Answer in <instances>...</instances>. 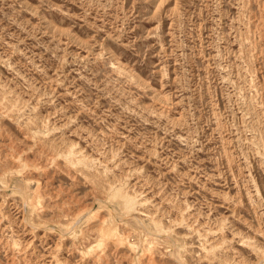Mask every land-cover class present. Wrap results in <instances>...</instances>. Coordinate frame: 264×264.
Returning a JSON list of instances; mask_svg holds the SVG:
<instances>
[{
    "label": "rangeland",
    "instance_id": "1",
    "mask_svg": "<svg viewBox=\"0 0 264 264\" xmlns=\"http://www.w3.org/2000/svg\"><path fill=\"white\" fill-rule=\"evenodd\" d=\"M0 98V264H264V0H0Z\"/></svg>",
    "mask_w": 264,
    "mask_h": 264
},
{
    "label": "bare ground",
    "instance_id": "2",
    "mask_svg": "<svg viewBox=\"0 0 264 264\" xmlns=\"http://www.w3.org/2000/svg\"><path fill=\"white\" fill-rule=\"evenodd\" d=\"M2 97H3V96H2ZM160 97H161V96H160ZM3 98H4V97H3ZM0 99H1V98H0ZM5 100H6V99H5ZM7 101H8V100H7ZM1 102H2V101H1ZM9 102H10V101H9ZM7 104H8V103H7ZM4 106H5V105H4ZM3 108H4V107H3ZM9 109H10V108H9ZM0 110H1V109H0ZM9 111H10V110H9ZM5 112H6V111H5ZM40 120H41V119H40ZM26 132H27V131H26ZM40 138H41V137H40ZM43 139H44V138H43ZM34 140H35V139H34ZM50 140H51V139H50ZM62 140H63V139H62ZM41 142H42V141H41ZM62 143H63V142H62ZM42 144H43V145H47L48 147L51 146L50 149L52 148V145L55 146L54 143H49V142H43ZM71 145H72V144H71ZM37 147H38V146H37ZM43 147H44V146H43ZM54 148H55V147H54ZM54 148H53V149H54ZM65 148H66V147H65ZM53 149H52V150H53ZM68 149H69V148H68ZM68 149H67V151H68ZM70 149H72V148H70ZM81 149H83V148H81ZM59 150H60V149H59ZM45 151H47V150H45ZM53 151H54V150H53ZM60 151H61V150H60ZM78 151H79V150L74 151V150L72 149L71 151H69V153L67 152V154H65L66 152H64L65 156H62V157H65V160H66L68 163H70L71 166L74 165L73 162L77 165L78 162L76 163V161H74V158H73L74 155L72 156V155H71V152H72V153H76V152H78ZM80 151H81V150H80ZM47 152H48V151H47ZM54 154H55V153H54ZM76 154H77V153H76ZM80 155H81V154H80ZM83 155H84V154H83ZM16 156H17V155H16ZM79 157H81V156H79ZM83 157H85V156H83ZM47 158H48V157H47ZM75 158H76V157H75ZM19 159H20V158H19ZM80 159H82V158H80ZM80 159H79V158H78V159L76 158L77 161H78V160L80 161ZM87 159H88V158H87ZM50 160H51V159H50ZM81 161H82V160H81ZM81 161H80V162H81ZM98 161H99V160H98ZM52 162H53V161H52ZM99 162H100V161H99ZM54 163H55V162H54ZM68 163H66V164L69 165ZM78 164H79V163H78ZM124 164H126V163L124 162ZM75 168H76V167H75ZM96 168H97V167H96ZM10 169H11V168H10ZM2 170H5V169H2ZM94 170H95V169H94ZM133 170H134V169H133ZM137 170H138V169H137ZM6 171H8V170L6 169ZM63 171H64V170H63ZM99 171H100V170H99ZM4 173H5V172H4ZM90 174H91V173H90ZM109 176H110V175H109ZM114 177H115V176H114ZM102 179H103V178H102ZM102 179L99 177V179L96 180V183H97V184H103V180H104V179H103V180H102ZM110 179H111V178H110ZM105 180H106V179H105ZM105 180H104V182H105ZM108 181H109V180H108ZM117 182H118V181H117ZM93 183H95V182L93 181ZM105 183H106V182H105ZM105 183H104V184H105ZM112 183H113V182H112ZM145 183H146V182H145ZM94 186H95V185H94ZM104 186H106V185H104ZM109 186H110V185H109ZM106 187H108V186H106ZM95 188H96V187H95ZM104 188H105V187H104ZM104 188H103V189H104ZM126 188H127V187H126ZM96 189H97V188H96ZM106 189H108V188H106ZM120 189H121V188H120ZM122 190H123V189H122ZM122 190H121V192H122ZM107 191H108V190H107ZM117 191H119V190H117ZM139 191H140V190H139ZM101 192H103V191H101ZM105 192H106V191H105ZM121 192H120V193H121ZM124 192H125V190H124ZM124 192H122L121 194L118 193V194H120V197H121L120 199H121L122 202H123L122 204H124V205H123L124 208L122 207V208H123V211H125V213H127L128 211H131V210L134 209V208H135V211H136L137 208L134 207V205H136V204H135V201H136L135 197H132V196H131L132 194H131V195H130V194H127V195H126ZM135 192H136V191H135ZM133 193H134V191H133ZM137 193H138V192H137ZM140 193H141V192H140ZM44 194H45V193H44ZM101 194H102V193H101ZM116 194H117V193H116ZM118 194L116 195L117 197L119 196ZM129 195H130L131 197H130ZM134 195H135V194H134ZM134 195H133V196H134ZM25 196H26V195H25ZM35 196H36V195H35ZM37 196H39V194H38ZM135 196H138V194H136ZM42 197H43V196H42ZM110 197H111V196H110ZM35 198H36V197H35ZM142 198H143V197H142ZM142 198H141V199H142ZM117 199H118V198H117ZM120 199H118V200H120ZM134 200H135V201H134ZM29 201H30V200H29ZM133 202H134V203H133ZM137 202H139L138 204H141L143 201L141 202V200H140V201L137 200ZM137 202H136V203H137ZM145 203H146V202H145ZM155 206H156V205H155ZM32 207H33V206H32ZM142 208H143V207H142ZM89 209H90V208H89ZM179 210H180V209H179ZM109 212H110V211H109ZM160 212H161V211H160ZM71 213H72V212H71ZM77 214H78V213H77ZM77 214H76V215H77ZM127 214H129V212H128ZM153 214H154V213H153ZM163 214H164V213H163ZM57 215H58V214H57ZM57 215H56V216H57ZM73 215H74V214H73ZM81 215H82V214H81ZM129 215H130V214H129ZM129 215H128V216H129ZM132 215H133V214H132ZM58 216H59V215H58ZM74 217H75V216H74ZM74 217H73V218H74ZM109 217H110V216H109ZM115 217H116V216H115ZM150 217H151V216H150ZM194 217H195V216H194ZM77 218H78V217H77ZM104 218H105V217H104ZM116 218H117V217H116ZM118 218H119V217H118ZM135 218H136V217H134V219H135ZM196 218H197V217H196ZM154 219H155V218H154ZM155 220H158V219H155ZM155 220H153V223H154ZM100 223H101V222H100ZM103 223H104V222H102L101 224H103ZM155 223H156V222H155ZM157 223H158V222H157ZM177 223H178V222H177ZM106 224H107V223H106ZM112 224H113V223H112ZM162 224H163V223H162ZM198 224H199V223H198ZM104 225H105V224H104ZM114 225H115V224H114ZM200 225H201V224H200ZM101 226L103 227V225H101ZM105 226L107 227L108 225H105ZM115 226H116V225H115ZM125 226H126V225H125ZM58 227H59V226H58ZM96 227H97V226H96ZM102 227H101V228H102ZM106 227H104V228H106ZM109 227H110V226H109ZM111 227H112V226H111ZM165 227H166V226H165ZM167 227H168V226H167ZM142 228H143V227H142ZM194 228H195V227H194ZM98 229H99V233H100V236H101V239H102L101 241H104V244H105V243L108 244L109 241L112 242V239L115 241V244H116V242L120 241V239H121V238H119L120 235L118 234V231H119V230L117 231V228L114 229V228L112 227V228H109V229H100V227H99V225H98ZM98 229H97V230H98ZM168 229H169V228H168ZM161 230H162V229H161ZM68 231H69V230H68ZM193 231H194V230H193ZM153 235H154V233H153ZM159 235H160V234H159ZM164 235H165V234H164ZM121 236H122V235H121ZM166 236H167V235H166ZM201 236H202V235H201ZM122 237H123V236H122ZM118 238H119V239H118ZM145 238H146V237H145ZM200 238H201V237H200ZM203 238H204V237H203ZM117 240H118V241H117ZM123 240H124V239H123ZM123 240L121 239V241H123ZM121 241L118 242L117 245L120 244ZM140 242H141V241H140ZM170 242H171V241H170ZM176 242H177V241H176ZM95 243H97V242H95ZM149 243H150V242H149ZM140 244H141V243H140ZM151 244H152V243H151ZM111 245H112V244H111ZM111 245H110V246H111ZM113 245H114V244H113ZM125 245H126V244H125ZM213 245H214V244H213ZM127 246H128V245H127ZM136 246H137V245H136ZM142 246H143V245H142ZM149 246H150V244H149ZM128 247H129V246H128ZM130 247L133 248V245L130 244ZM96 248H97V247H96ZM114 248H115V246H114ZM214 248H215V246H214ZM139 249H140V247H139ZM141 249H143V250H141V251L143 252L142 254H144V255H145L146 253L148 254V252H150V250H151L150 248H149L150 250H148V248H146V249L141 248ZM206 249H207V248H206ZM21 250H22V249H21ZM116 250H117V249H116ZM132 250H136L135 247H134ZM19 251H20V250H19ZM88 251H89V250H88ZM111 251H112V250H111ZM136 251H137V250H136ZM89 252H90V251H89ZM99 252H100V251H99ZM129 252H130V250H129ZM208 253H209V252H208ZM122 255H123V254H121V256H122ZM124 255H125V254H124ZM213 255H214V254H213ZM216 255H217V254H216ZM98 256H99V255H98ZM107 256H110V254L104 252V258H105V257L107 258ZM141 256H143V255H141ZM149 257H150V255H149ZM153 257H154V256H153ZM218 257H219V256H218ZM108 258H109V257H108ZM206 258H207V257H206ZM220 258H221V257H220ZM122 259H123V258H122ZM129 259L131 260V258H129ZM142 259H143V258H142ZM150 259H151V257H150ZM107 260H108V259H107ZM152 260H153V259H152ZM152 260H151V261H152ZM108 261H109V260H108ZM148 261H149V259H148ZM148 261H147V262H148ZM151 261H150V262H151ZM104 262H105V261H103V263H104ZM106 262H107V261H106ZM103 263H102V264H103ZM140 263H141V262H140ZM144 263H145V262H144ZM120 264H121V263H120Z\"/></svg>",
    "mask_w": 264,
    "mask_h": 264
}]
</instances>
